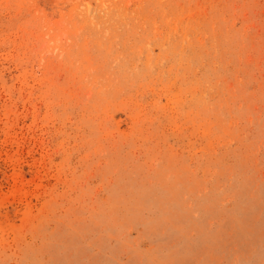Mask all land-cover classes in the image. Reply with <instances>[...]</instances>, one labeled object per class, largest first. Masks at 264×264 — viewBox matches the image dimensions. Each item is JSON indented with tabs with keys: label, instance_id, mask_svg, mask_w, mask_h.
<instances>
[{
	"label": "rangeland",
	"instance_id": "1",
	"mask_svg": "<svg viewBox=\"0 0 264 264\" xmlns=\"http://www.w3.org/2000/svg\"><path fill=\"white\" fill-rule=\"evenodd\" d=\"M0 264H264V0H0Z\"/></svg>",
	"mask_w": 264,
	"mask_h": 264
}]
</instances>
